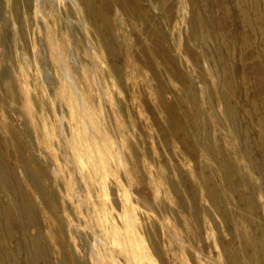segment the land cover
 <instances>
[{"label": "rangeland", "instance_id": "rangeland-1", "mask_svg": "<svg viewBox=\"0 0 264 264\" xmlns=\"http://www.w3.org/2000/svg\"><path fill=\"white\" fill-rule=\"evenodd\" d=\"M0 264H264V0H0Z\"/></svg>", "mask_w": 264, "mask_h": 264}]
</instances>
